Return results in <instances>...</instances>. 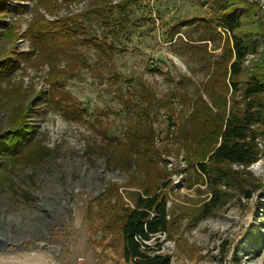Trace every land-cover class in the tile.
I'll return each mask as SVG.
<instances>
[{
    "label": "rangeland",
    "instance_id": "obj_1",
    "mask_svg": "<svg viewBox=\"0 0 264 264\" xmlns=\"http://www.w3.org/2000/svg\"><path fill=\"white\" fill-rule=\"evenodd\" d=\"M52 1H0V264H137L124 257L119 216L132 205L129 173H144L135 163L130 172L108 165L100 150L107 139L126 143L128 123L149 101L162 153H142L144 176L171 170V223L148 251L160 244L172 264H264V138L250 174L221 179L220 209L197 220L209 177L184 149L168 152L173 122L192 96H205L226 43L212 0L125 1L116 20L94 0ZM247 1L235 0L232 14L242 21L234 33L260 44L249 72L264 56V0ZM84 11L65 50L61 34H41L43 18ZM19 124L27 135L9 147L4 139Z\"/></svg>",
    "mask_w": 264,
    "mask_h": 264
},
{
    "label": "trees",
    "instance_id": "obj_2",
    "mask_svg": "<svg viewBox=\"0 0 264 264\" xmlns=\"http://www.w3.org/2000/svg\"><path fill=\"white\" fill-rule=\"evenodd\" d=\"M0 1L3 8L7 7L3 0ZM70 1L52 2L62 6ZM113 1L93 2L108 5L111 19L116 20L126 9L125 1L134 0H120L115 3ZM234 3L235 0L211 2V6L217 9L211 13L216 19V25L228 33L226 43L204 83L205 96L203 93L192 96L189 100L190 109L182 114L178 121L173 122L174 125L176 123L173 139L177 145L168 148V152L176 150L178 153L184 149L188 164L209 177L210 196L196 208L195 220L208 217L220 209L222 196L219 181H231L238 173L249 175L247 168L256 162L263 152L260 139L264 138V56L253 63L252 71L247 72L248 56L257 54L260 44L257 40L234 33L242 25L241 19L232 14L236 9ZM115 10L118 11L117 14ZM88 13L84 11L52 20L43 18L41 34H61L62 47L65 50L66 46L74 42V32L81 26L79 17ZM142 85L147 95L154 96L150 87L144 82ZM184 95L187 97L188 93ZM154 119L153 103L149 101L142 107L139 117L128 123L126 143L115 141L114 138L107 139L106 145L103 146L104 151H100L106 156L108 165L120 163L122 168L130 172L134 166L132 163H135V169L145 175L148 163L142 159V153L149 152L159 157L162 153L156 143ZM17 129L4 139L7 146L18 145L22 137V133L19 136L18 131L23 132L24 125L19 124ZM26 135L27 133H23L22 138ZM144 175L129 173L130 184L127 192L132 205L124 207L119 216L124 257L126 261L137 264H172L171 254L156 252L160 249V244L155 253L148 251L153 248L149 240L170 232V210L165 190L170 183L165 179L171 175V170L165 166L156 176ZM138 237L148 242H140Z\"/></svg>",
    "mask_w": 264,
    "mask_h": 264
},
{
    "label": "built area",
    "instance_id": "obj_3",
    "mask_svg": "<svg viewBox=\"0 0 264 264\" xmlns=\"http://www.w3.org/2000/svg\"><path fill=\"white\" fill-rule=\"evenodd\" d=\"M140 242H148L147 240H144L143 238H140L139 239V237L137 238ZM156 252H162V250L161 249H158ZM155 253V252H154Z\"/></svg>",
    "mask_w": 264,
    "mask_h": 264
}]
</instances>
